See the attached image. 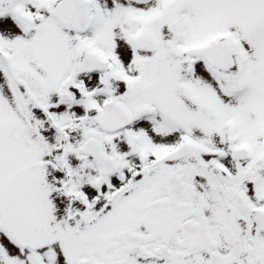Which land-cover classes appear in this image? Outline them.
Instances as JSON below:
<instances>
[{"label": "snow or ice", "instance_id": "obj_1", "mask_svg": "<svg viewBox=\"0 0 264 264\" xmlns=\"http://www.w3.org/2000/svg\"><path fill=\"white\" fill-rule=\"evenodd\" d=\"M0 264H264V0H0Z\"/></svg>", "mask_w": 264, "mask_h": 264}]
</instances>
